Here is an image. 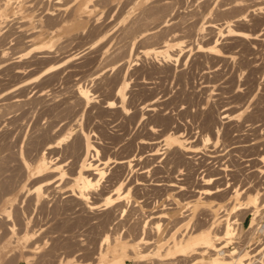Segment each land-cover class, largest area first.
<instances>
[{"label": "rangeland", "instance_id": "rangeland-1", "mask_svg": "<svg viewBox=\"0 0 264 264\" xmlns=\"http://www.w3.org/2000/svg\"><path fill=\"white\" fill-rule=\"evenodd\" d=\"M0 1V6L10 8V19L6 23H0V264H112L114 259L121 260V264H159L152 253L144 257L134 254V239L140 236L143 230L147 229L145 236H149L148 240L157 242H154V246L150 245L151 248L143 249V252L148 253L156 246L161 250L159 258L164 260L167 258L166 246L173 237L180 238L191 229L183 242L185 244L200 230H213L217 224L214 223L215 220L222 216L227 217L229 214L231 220L236 216L242 221L248 216V226L251 218L249 213L257 211L255 215L260 216L258 220H264V174L258 172L259 168H264L263 163L258 160L264 155V0H236V3L235 0ZM254 4L259 6L254 7ZM84 5H88V12L77 15L76 17L81 19L75 17L74 21L80 24L73 23L72 26L69 22L71 26L67 29L56 33L53 29L52 33H46L47 36L42 35L41 41L39 36L31 37L28 27L27 33L30 36L25 33L26 28L25 32L18 28L25 21H19V18L17 20L12 15L18 7H23L21 12H33L35 17L32 21L37 23V26L39 22L49 24L47 14L53 9H58V13H54L61 15L60 18H68L75 7ZM242 6L244 9H241ZM211 24L215 25L214 30L209 27ZM228 25L232 26L235 33L243 32L252 38L243 39L234 33L225 32ZM176 38L179 43L174 41ZM166 42L172 43L170 53L174 54V57L171 63L164 60L163 56L144 53L146 49L164 45ZM211 44H217L219 55L207 52ZM41 45H46V53L45 49H35ZM79 87L89 88L93 103L86 105L78 99ZM122 88L124 98L120 101L116 94ZM108 100L116 102L112 111L107 107ZM122 102L127 108L125 112L120 107L124 105ZM224 114L227 118L223 119L224 122H220V125L217 123V127L222 128L217 134L216 128L211 127L222 121ZM71 128L73 135L77 136L80 135L78 130L89 129V142L101 150L100 155L94 157L93 152H90L85 157L83 148L72 152L73 143L79 141L76 135L69 138L71 141L68 139L69 143L65 141L66 145L61 142L60 139L63 135L66 136ZM208 132L210 141L205 140ZM179 135L183 140L185 137L184 142L176 141V136ZM32 142L36 143L35 146ZM46 142L58 147L48 151ZM154 142L159 144L158 148L161 149L153 160L151 153L149 154L152 152L149 144ZM166 142L170 145V150L165 149ZM39 143H43V147L39 148ZM81 154L85 155V158ZM86 160L93 161L92 164L97 167L102 166L100 169L104 173L97 188L89 192L90 203L86 202L87 205H97L94 211L84 205V200L82 202V199L77 198L82 190V181L77 179L78 173L89 169ZM120 161H127L131 165L125 166L129 167L128 169L121 168L117 164ZM205 165L206 167H203ZM225 166L233 172H223L222 175L226 177L221 175L222 179H219L221 188L225 187L224 192L210 197L203 195L201 201L196 204L200 196L197 191L203 187L201 178L211 175L215 178L217 170ZM60 174H63V177H60ZM146 174H150V177ZM120 178L124 183L123 191L128 189L129 192L115 198L113 204L106 208V196L115 194V185L120 183ZM218 183L214 181V185ZM170 184H176L178 187H170ZM235 186L245 190L241 202L248 201L259 192V205L252 207V211L250 209L234 213L238 201L231 197V192ZM36 187H42L41 192L37 191ZM124 206L125 213L122 212L125 210ZM223 208L229 209L227 214H224ZM160 213L165 214L167 223L162 221H165L164 218H160L162 230L155 233L153 224L155 225L156 220L152 217ZM222 225L215 230L222 231ZM13 228L15 232L10 231ZM195 229L196 232L193 231ZM106 234L110 235V243L102 245ZM104 246L111 255L108 261L101 260L98 255ZM194 256L202 258L199 255ZM194 256L175 257L170 260L173 263L163 262L185 264L190 258L197 259ZM163 262L160 264H164Z\"/></svg>", "mask_w": 264, "mask_h": 264}, {"label": "bare ground", "instance_id": "bare-ground-1", "mask_svg": "<svg viewBox=\"0 0 264 264\" xmlns=\"http://www.w3.org/2000/svg\"><path fill=\"white\" fill-rule=\"evenodd\" d=\"M4 1V0H3ZM13 1V0H12ZM62 1V0H61ZM0 2H2V1H0ZM6 2V1H5ZM14 2V1H13ZM25 2V1H24ZM211 2V1H210ZM244 2V1H243ZM242 2V3H243ZM254 2H255V0H254ZM253 2V3H254ZM27 3V2H26ZM42 3H43V1H42ZM231 3V2H230ZM233 4H234V2H232ZM235 3H236V0H235ZM258 3V2H257ZM261 3V2H260ZM7 4H8V2H7ZM7 4H6V6H7ZM9 4H11V3H9ZM13 4V3H12ZM63 4V3H62ZM263 4V3H262ZM1 5H3V4H1ZM57 5V4H56ZM248 5V4H247ZM258 4H254V7L255 6H257ZM12 5H10V7H11ZM15 6V5H14ZM18 6V5H17ZM23 6V5H22ZM34 6H36V4L34 5ZM40 6V5H39ZM164 6H165V4H164ZM239 6V5H238ZM259 6V5H258ZM262 5H260V7H261ZM8 7V6H7ZM7 7H5V5H4V7L3 6H0V23H6V21L8 20V19H10L9 17V10L8 9H10L9 7L7 8ZM21 7V6H20ZM26 7V6H25ZM168 7V6H167ZM225 7V6H224ZM237 7V6H236ZM247 7V6H246ZM22 9H23V7H21ZM21 8H19L18 7V9H17V7H16V9H17V11L16 12H13V16H14V18H16L17 20H18V18H19V21H20V19H22L23 21H25V22H23V25L21 24V26H19L18 28H20L22 31H24L25 30V28L26 27H28V29H29V31L31 32V33H29V34H31V37L33 38V37H37V36H39V38L42 36V35H46V33L48 34V32H51L52 33V30L54 29V33H56V31L57 32H60L59 30H64V29H67V27L68 26H71V24H72V26H74L73 25V23L74 24H77V23H79V22H77V20H76V22L77 23H75L74 21H75V19L76 18H78V17H76L77 15H79V14H81V13H86V12H88V11H86L87 9H88V5H84V7H75L74 8V10H70L72 13L70 14V16L68 17V18H60L61 17V15H59L58 16V14L56 15L55 13H54V11H56V10H58L57 8L56 9H53L51 12H49L47 15H48V17L46 18V19H48L47 21H49V22H47V23H49V24H46V26H45V24H44V22L43 21H41V22H43V24H41L40 22H39V24L37 25V26H35V24H37V23H34L33 21H32V19L35 17V15H33V12H28V13H26V12H21L22 10H21ZM243 8V6L241 7V9ZM250 8V6L248 7V9ZM12 9V8H11ZM30 9V8H29ZM33 9V8H32ZM238 9V8H237ZM236 9V10H237ZM244 9V8H243ZM246 9V8H245ZM47 10V9H46ZM247 10V9H246ZM23 11H25V10H23ZM26 11H29V10H26ZM238 11V10H237ZM256 11V10H255ZM38 12V11H37ZM57 12V11H56ZM218 12V11H217ZM26 13V14H25ZM58 13V12H57ZM62 13V12H61ZM239 13V12H238ZM242 13V12H241ZM246 13V12H245ZM252 13H253V11H252ZM35 14V13H34ZM230 14V13H229ZM11 15V16H12ZM69 15V14H68ZM206 15V14H205ZM250 15H251V13H250ZM37 16V15H36ZM239 16V15H238ZM243 16V15H242ZM249 16V15H248ZM67 17V16H66ZM76 17V18H75ZM81 17V16H80ZM86 17V16H85ZM235 17H237V16H235ZM240 17V16H239ZM25 18H27V20H25ZM37 18V17H36ZM83 18V17H82ZM220 18V17H219ZM228 18H229V16H228ZM232 18H233V16H232ZM263 18V17H262ZM78 19H81V18H78ZM240 19H241V17H240ZM264 19V18H263ZM217 20V19H216ZM227 20V19H226ZM231 20V19H230ZM239 20V19H238ZM10 21L11 20H9V23H10ZM12 21H14V20H12ZM18 21V22H19ZM69 22L71 23V24H69ZM87 22V21H86ZM160 22V21H159ZM240 22V21H239ZM8 23V22H7ZM8 23V24H9ZM25 23V24H24ZM138 23H139V21H138ZM166 23V22H165ZM237 23V22H236ZM34 24V25H33ZM50 24H53V26H51ZM69 24V25H68ZM80 24V23H79ZM155 24V23H154ZM230 24V23H229ZM233 24V23H232ZM239 24V23H238ZM19 25H20V23H19ZM83 25V24H82ZM87 25V24H86ZM136 25V24H135ZM134 25V26H135ZM138 25V24H137ZM147 25V24H146ZM161 25V24H160ZM219 25V24H218ZM11 26V25H10ZM80 26V25H79ZM224 26H226V25H224ZM14 27V26H13ZM77 26H75V28H76ZM145 27V26H144ZM157 27V26H156ZM209 27L211 28V30H214V28H215V25H209ZM217 27V26H216ZM139 28V27H138ZM142 28V27H141ZM154 28V27H153ZM235 28H236V26H235ZM257 28V27H256ZM69 29V28H68ZM83 29V28H82ZM131 29V28H130ZM129 29V30H130ZM134 29H135V27H134ZM209 29V28H208ZM255 29V28H254ZM10 30H11V27H10ZM20 30V31H21ZM26 30H27V28H26ZM51 30V31H50ZM70 31H71V29H69ZM68 30V31H69ZM74 30V29H73ZM127 30V29H126ZM146 30V29H145ZM217 30V29H216ZM219 30V29H218ZM28 30L25 32V33H27V32H29ZM147 31H149V30H147ZM228 32L229 34H235L236 36H238V37H242L243 39H247V38H252V37H250L248 34H246V33H240V32H238V33H235V31L232 29V26L231 25H228L227 26V30H225V32ZM9 32V31H8ZM14 32V31H13ZM17 32V31H16ZM136 32V31H135ZM134 32V33H135ZM138 32V31H137ZM146 32V31H145ZM181 32V31H180ZM224 32V31H223ZM257 32V31H256ZM53 33V34H54ZM151 33V32H150ZM149 33V34H150ZM153 33V32H152ZM177 33V32H176ZM17 34V33H16ZM28 33H27V36L29 35ZM181 34V33H180ZM49 35H51V34H49ZM64 35V34H63ZM258 35V34H257ZM30 36V35H29ZM47 36V35H46ZM227 36V35H226ZM252 36H254V35H252ZM12 37V36H11ZM172 37V36H171ZM178 37V36H177ZM233 37V36H232ZM38 38V37H37ZM53 37H52V35H51V39H52ZM179 38V37H178ZM182 38H184V37H182ZM241 38V39H242ZM6 39V38H5ZM28 39V38H27ZM43 39H44V36H43ZM180 39V38H179ZM179 39H174V41L177 43H179ZM239 39V38H238ZM253 39H256L255 37H253ZM29 40V39H28ZM32 40V39H31ZM38 40V39H37ZM40 41L42 40L41 38L39 39ZM3 41V40H2ZM21 41V40H20ZM35 41V40H34ZM173 41V40H172ZM248 41V40H247ZM5 42V41H4ZM32 42V41H31ZM37 42V41H36ZM46 42H47V40H46ZM59 42V41H58ZM57 42V43H58ZM162 42V41H161ZM165 42V41H164ZM1 43V42H0ZM30 43V42H29ZM38 43H40V42H38ZM35 43H33V45H34ZM47 44V43H46ZM172 44V43H171ZM169 42H166L164 45L163 44H160L159 46H156V47H151V48H149V49H146L145 51H144V53L145 54H154V55H156V56H163V58H164V60H166L167 62H169V63H171V60H173V57H174V54L172 55L171 53H170V48L172 47V45H171ZM2 45H5V44H2ZM33 45H32V47H33ZM156 45V44H155ZM212 46H208L209 47V49L207 50V52L208 53H212V54H214V55H219L218 54V48H217V44H211ZM29 47V46H28ZM44 47H46V45H41V46H37V48L35 47V49H39L38 51H43L44 49H45V53H46V49L47 48H44ZM49 47L51 48V46L49 45ZM205 47V46H204ZM208 47H206V48H208ZM80 52V51H79ZM208 53H206V54H208ZM40 55H41V53H40ZM43 55H45V54H43ZM42 55V56H43ZM74 55V54H73ZM175 55H177V54H175ZM47 56V55H46ZM45 56V57H46ZM44 57V56H43ZM51 57V56H50ZM71 57H73V56H71ZM148 57V56H147ZM37 58V57H36ZM41 58V57H40ZM161 58V57H160ZM162 58V59H163ZM182 58V57H181ZM42 59V58H41ZM134 59V58H133ZM185 60V59H184ZM177 62V61H176ZM161 63V62H160ZM174 64V63H173ZM169 65V64H168ZM171 66V65H170ZM179 67V66H178ZM155 68V67H154ZM134 72V71H133ZM167 72V71H166ZM171 72V71H170ZM134 73H136V72H134ZM125 81V80H124ZM123 83H125V82H123ZM26 84H28V83H26ZM177 85V84H176ZM24 86V85H23ZM120 88V87H119ZM89 89V88H88ZM88 89H86L85 87L83 88V87H79V88H77V95H78V99H81L83 102H85L86 103V105L87 104H90L91 102H92V94H91V92L88 90ZM208 89V88H207ZM117 93V92H116ZM182 93V92H181ZM115 95V94H114ZM116 96H117V98H118V100H123V98H124V92H123V88L122 89H120L119 90V92L116 94ZM182 98V97H181ZM245 98V97H244ZM191 99V98H190ZM117 100V101H118ZM173 100V99H172ZM180 100V99H179ZM206 100V99H205ZM109 101V100H108ZM152 101V100H151ZM175 100H173V102H174ZM191 101V100H190ZM194 101V100H193ZM232 101V100H231ZM83 102H81V103H83ZM172 102V101H171ZM244 102V101H243ZM84 103V104H85ZM93 103V102H92ZM115 103L116 102H114V101H109L108 102V104H107V107H108V109H109V111H110V109H111V111H112V109L115 107ZM121 103V102H120ZM155 103V102H154ZM185 103V102H184ZM204 103V102H203ZM216 103V102H215ZM119 104V103H118ZM118 104H117V107H118ZM122 104H124L123 102H122ZM156 104H158V103H156ZM162 104V103H161ZM224 104V103H223ZM247 104V103H246ZM119 105H121V104H119ZM150 105V104H149ZM167 105V104H166ZM204 105V104H203ZM159 106H161V105H159ZM175 106V105H174ZM121 107V110L122 111H124L125 112V110L127 109L126 107H125V104L124 105H121L120 106ZM153 107V106H152ZM173 107V106H172ZM195 107H196V105H195ZM199 107V106H198ZM84 108V107H83ZM176 108V107H175ZM200 108V107H199ZM210 108V107H209ZM208 108V109H209ZM107 109V110H108ZM128 109H129V107H128ZM152 109H154V108H152ZM158 109V108H157ZM102 110V109H101ZM105 110V109H104ZM120 110V111H121ZM144 110V109H143ZM149 110V109H148ZM115 111V110H114ZM141 111V110H140ZM180 111V110H179ZM183 111V110H182ZM181 111V112H182ZM200 111V110H199ZM208 111H210V110H208ZM221 111V110H220ZM240 111V110H239ZM81 112V111H80ZM145 112V111H144ZM147 112H149V111H147ZM151 112H153V111H151ZM218 112V111H217ZM252 112H253V110H252ZM123 113V112H122ZM189 113V112H188ZM206 113V112H205ZM111 114V113H110ZM141 114V113H140ZM149 114V113H148ZM151 114V113H150ZM162 114V113H161ZM174 114V113H173ZM181 114V113H180ZM179 114V115H180ZM203 114V113H202ZM121 115V114H120ZM194 115V114H193ZM205 115H207V114H205ZM221 115V114H220ZM225 115V114H224ZM231 115V114H230ZM257 115V114H256ZM80 116V115H79ZM130 116H132V115H130ZM129 116V117H130ZM190 116V115H189ZM209 116V115H208ZM217 116V115H216ZM252 116V115H251ZM136 117V116H135ZM143 117V116H142ZM149 117V116H148ZM155 117V116H154ZM168 117V116H167ZM180 117V116H179ZM186 117V116H185ZM199 117V116H198ZM205 117V116H204ZM221 117V116H220ZM220 117H219V119H220ZM229 117V116H228ZM76 118V117H75ZM132 118V117H131ZM139 118V117H138ZM164 118V117H163ZM169 118V117H168ZM171 118V117H170ZM225 118H227V115H225V116H223L222 118H221V120L222 121H218L217 119H215V120H217L218 122H216V124H214V125H216L215 127H211L212 129L213 128H216V133L217 134H219L220 133V131H221V129H220V126H218L217 127V123H218V125H220V122L221 123H223L224 121H223V119H225ZM255 118V117H254ZM149 119V118H148ZM162 119V118H161ZM165 119V118H164ZM177 119H178V117H177ZM181 119V118H180ZM201 119V118H200ZM202 119H203V117H202ZM206 119V118H205ZM205 119H204V121H205ZM249 119V118H248ZM253 119V118H252ZM75 120V119H74ZM77 120V119H76ZM170 120V119H169ZM213 120H214V118H213ZM212 120V121H213ZM232 120V119H231ZM52 121V120H51ZM51 121H50V123H51ZM116 121V120H115ZM209 121H211L210 119H209ZM255 121V120H254ZM74 122V121H73ZM77 123H78V121H76ZM137 122V121H136ZM161 122V120L158 122V123H160ZM193 122H195V120L193 121ZM192 122V123H193ZM199 122V121H198ZM206 122H208L207 121V119H206ZM205 122V123H206ZM246 122H247V120H246ZM130 123V122H129ZM166 123V122H165ZM200 123H202V122H200ZM211 123V122H210ZM209 123V124H210ZM237 123V122H236ZM244 123V122H243ZM70 124V123H69ZM164 124V123H163ZM184 124V123H183ZM209 124H207V125H209ZM212 124V123H211ZM248 124V123H247ZM51 125V124H50ZM49 125V126H50ZM71 125H72V123H71ZM168 125V124H167ZM206 125V124H205ZM243 125V124H242ZM52 126H54V125H52ZM80 126H81V124H80ZM162 126H164V125H162ZM172 126V125H171ZM175 126V125H174ZM186 126V125H185ZM210 126V125H209ZM222 126V125H221ZM226 126V125H225ZM240 126V125H239ZM254 126V125H253ZM188 127V126H187ZM202 127V126H201ZM206 127V126H205ZM238 127V126H237ZM70 128V127H69ZM83 128V127H82ZM150 128V127H149ZM154 128H155V126H154ZM168 128V127H167ZM166 128V129H167ZM235 128V127H234ZM73 128H71L70 129V131L69 132H67V135L66 136H64L63 135V132H62V135H63V138L62 139H60V141L61 142H65V141H68V139L71 137V136H75L76 134H74L73 135V130H72ZM84 129V128H83ZM166 129L164 130V132L166 131ZM170 129V128H169ZM173 129V128H172ZM179 129V128H178ZM183 129V128H182ZM195 129V128H194ZM197 129V128H196ZM202 129V128H201ZM200 128H199V130H201ZM205 129V128H204ZM210 129V128H209ZM209 129H207V130H209ZM212 129H210V130H212ZM224 129H226V128H224ZM229 129V128H228ZM239 129V128H238ZM237 129V130H238ZM250 129V128H249ZM68 130V129H67ZM82 130V129H81ZM79 131L78 130V134H80V135H76L75 137H78V142L77 141H75V143H73V146H72V148H71V150H72V152H74L75 153V151H77V149H82L83 148V150H85V152H86V156L85 157H87L88 156V154L90 153V152H93V156L94 157H97V156H99L100 155V151L101 150H99V148L95 145V144H93V143H91V142H89V135L87 134V132H88V130L86 131V130H82V131ZM150 130V129H149ZM161 130V129H160ZM163 130V129H162ZM168 130V129H167ZM235 130V129H234ZM259 130V129H258ZM63 131V130H62ZM66 131V130H65ZM170 131V130H169ZM168 131V132H169ZM172 131V130H171ZM202 131V130H201ZM214 131V130H213ZM223 131V130H222ZM248 131V130H247ZM42 132V131H41ZM75 132V131H74ZM81 132V133H80ZM149 132V131H148ZM160 132V131H159ZM183 132V131H182ZM199 132V131H198ZM202 132H206V131H202ZM239 132V131H238ZM245 132V131H244ZM93 133V132H92ZM104 133V132H103ZM129 133V132H128ZM175 133V132H174ZM254 133V132H253ZM105 134V133H104ZM155 134V133H154ZM173 134V133H172ZM176 134V133H175ZM233 134V133H232ZM237 134V133H236ZM243 134V133H242ZM91 135V134H90ZM149 135V134H148ZM163 135V134H162ZM161 135V136H162ZM169 135V134H168ZM182 135V134H181ZM181 135H179V136H176V141H179V142H184V140H185V137H184V140L181 138ZM192 135V134H191ZM194 135V134H193ZM253 135V134H252ZM57 136V135H56ZM101 136V135H100ZM153 136V135H152ZM171 136V135H170ZM173 136V135H172ZM188 136V135H187ZM195 136V135H194ZM204 136V135H203ZM211 136V135H210ZM246 136V135H245ZM62 137V136H61ZM104 137V136H103ZM102 137V138H103ZM107 137V136H106ZM155 137H156V135H155ZM154 137V138H155ZM163 137V136H162ZM183 137V136H182ZM199 137V136H198ZM213 137V136H212ZM59 138V137H58ZM72 138V137H71ZM194 138V137H193ZM239 138V137H238ZM33 139V138H32ZM104 139V138H103ZM153 138H151V140H152ZM189 139V138H188ZM200 139V138H199ZM203 139V138H202ZM205 139V138H204ZM214 139V138H213ZM70 140V139H69ZM75 140V139H74ZM77 140V139H76ZM126 140V139H125ZM187 140V139H186ZM194 140V139H193ZM206 141H210L211 139H210V137H209V132H208V134H206V139H205ZM36 141H37V139H36ZM39 141V140H38ZM37 141V142H38ZM71 141V140H70ZM70 141H68V143L70 142ZM129 141V140H128ZM132 141V140H131ZM137 141V140H136ZM238 141V140H237ZM50 142V141H49ZM47 143L46 142V144L45 145H48V147L46 148V149H48V151L49 150H51V149H53L54 147H58V145L57 146H54V144L52 145V144H50V143ZM52 142V141H51ZM54 142V141H53ZM61 142H58V143H61ZM74 142V141H73ZM77 142V143H76ZM150 142V141H149ZM162 142V141H161ZM233 142V141H232ZM243 142V141H242ZM33 143V142H32ZM45 143V142H44ZM57 143V142H56ZM55 143V144H56ZM66 143L67 142H65V145H66ZM187 143V142H186ZM185 143V144H186ZM189 143V142H188ZM199 143V142H198ZM204 143V142H203ZM214 143V142H213ZM35 142L33 143V145L35 146ZM38 144V143H37ZM39 144H41V143H39ZM43 144V143H42ZM42 144L39 146V148L42 146ZM146 144V143H145ZM190 144V143H189ZM206 144V143H205ZM208 144V143H207ZM225 144V143H224ZM236 144V143H235ZM61 145V144H60ZM63 145V144H62ZM68 145V144H67ZM70 145V144H69ZM127 145V144H126ZM133 145V144H132ZM140 145V144H139ZM143 145V144H142ZM141 145V146H142ZM187 145V144H186ZM194 145V144H193ZM30 146V145H29ZM160 145L159 144H157V143H151V144H149V147H151V149H150V151H152V152H149V154H150V157L151 158H153V160H154V158H156L157 156H158V151L161 149H159L158 147H159ZM161 146H162V144H161ZM165 149L166 150H170V145L166 142L165 143ZM184 146V145H183ZM207 146V145H206ZM255 146V145H254ZM43 147V146H42ZM67 147H70V146H67ZM147 147V146H146ZM163 147V146H162ZM191 147V146H190ZM192 147H195V146H192ZM200 147V146H199ZM203 147V146H202ZM201 147V148H202ZM213 147V146H212ZM251 147V146H250ZM29 148V147H28ZM32 148V147H31ZM85 148V149H84ZM143 148V147H142ZM244 148V147H243ZM249 148V147H248ZM33 149V148H32ZM44 149V148H43ZM55 149H58V148H55ZM54 149V150H55ZM62 149V148H61ZM64 149H65V147H64ZM64 149H63V151H64ZM68 149V148H67ZM145 149V148H144ZM149 149V148H148ZM164 149V150H165ZM172 149V148H171ZM250 149V148H249ZM70 149H68V151H71ZM132 150V149H131ZM177 150V149H176ZM175 150V151H176ZM236 150V149H235ZM241 150V149H240ZM248 150V149H247ZM29 151V150H28ZM32 151V150H31ZM37 151V150H36ZM51 151H53V150H51ZM50 151V152H51ZM56 151V150H55ZM62 151V150H61ZM142 151H143V149H142ZM163 151V150H162ZM181 152H182V150H180ZM223 151V150H222ZM232 151V150H231ZM24 152H26V151H24ZM79 152V151H78ZM77 152V153H78ZM82 152V151H81ZM105 152V151H104ZM140 152V151H139ZM161 152V151H160ZM167 152V151H166ZM174 152V151H173ZM172 152V153H173ZM178 151H176V153H177ZM181 152H179V154L181 153ZM217 152V151H216ZM235 152V151H234ZM252 152V151H251ZM19 153V152H18ZM63 153V152H62ZM66 153V152H65ZM64 153V154H65ZM68 153V152H67ZM144 153V152H143ZM165 153V152H164ZM170 153V152H169ZM183 153V152H182ZM218 153V152H217ZM40 154V153H39ZM57 154V153H56ZM72 155H73V153H71ZM83 154V153H82ZM81 154V155H82ZM92 154V153H91ZM126 154V153H125ZM146 154V153H145ZM166 154V153H165ZM174 154V153H173ZM189 154H190V152H189ZM192 154V156H193V153H191ZM212 154H214L213 152H212ZM11 155V154H10ZM65 155H69V154H65ZM71 155V156H72ZM75 155V154H74ZM79 155V154H78ZM159 155H161L160 153H159ZM167 155V154H166ZM169 155V154H168ZM183 155V154H182ZM184 155H188L187 153L185 154L184 153ZM194 155H196L195 153H194ZM248 155V154H247ZM18 156H19V154H18ZM24 156H26V155H24ZM77 155H75V157H76ZM83 155H82V157H84ZM172 156V155H171ZM170 156V157H171ZM176 156V155H175ZM191 156V157H192ZM240 156V155H239ZM19 157H21V156H19ZM66 157V156H65ZM75 157H73V160H74V158ZM84 157V158H85ZM115 157V156H114ZM114 157H113V159H114ZM122 157V156H121ZM126 157V156H125ZM148 157V156H147ZM180 157V156H179ZM186 156H184V158H185ZM189 157V156H188ZM202 157V156H201ZM227 157V156H226ZM11 158V157H10ZM69 158V157H68ZM79 158H81V157H79ZM100 158V157H99ZM104 158V157H103ZM138 158V157H137ZM149 158V157H148ZM150 158V159H151ZM165 158H167V157H165ZM169 158V157H168ZM194 158V157H193ZM203 158V157H202ZM219 159H220V157H218ZM222 158V157H221ZM12 159V158H11ZM21 159V158H20ZM19 159V160H20ZM123 159V158H122ZM121 159V160H122ZM128 159H129V156H128ZM171 159V158H170ZM187 159V158H186ZM190 159V158H189ZM201 159V158H200ZM204 159V158H203ZM241 159V158H240ZM9 160V159H8ZM29 160H31V159H29ZM61 160V159H60ZM82 160H83V158H82ZM89 160H91V159H89ZM108 160V159H107ZM125 160V159H124ZM145 160V159H144ZM149 160V159H148ZM156 160V159H155ZM163 160V159H162ZM172 161H173V159H171ZM170 160V161H171ZM179 160V159H178ZM184 160V159H183ZM206 160V159H205ZM211 160V159H210ZM212 160H214V159H212ZM225 160V159H224ZM253 160V159H252ZM261 163H263V166H264V155H261L260 157H259V159H258ZM84 161H85V159H84ZM87 161V160H86ZM101 161V160H100ZM118 161V160H117ZM152 161V160H151ZM157 161H158V158H157ZM170 161H169V163H170ZM175 161V160H174ZM187 161V160H186ZM219 161V160H218ZM221 161V160H220ZM237 161V160H236ZM242 161V160H241ZM2 162V161H1ZM4 162V161H3ZM2 162V163H3ZM6 162H7V159H6ZM32 162V161H31ZM34 162V161H33ZM81 162V161H80ZM93 162V161H92ZM92 162L91 161H87L86 162V165H87V167L89 168V169H87V170H85V171H83V172H79L78 173V177H77V179H79V180H81L82 182V190H78L80 193V195H78V197L77 198H80V199H82V200H80V201H82L83 202V200L85 201V203H84V205L86 204V202H89L90 203V201H89V199H90V191L91 190H93L94 188H97L96 186H97V184H98V182H99V180H100V178H102L103 176H104V173H103V171L100 169V167H102V166H96V164H92ZM147 162V161H146ZM179 162V161H178ZM184 162V161H183ZM200 162H201V160H200ZM203 162V161H202ZM206 162V161H205ZM224 162V161H223ZM245 162V161H244ZM23 163L24 164H26V162L23 160ZM35 163V162H34ZM94 163V162H93ZM99 163V162H98ZM149 163V162H148ZM151 163V162H150ZM160 163V162H159ZM194 163V162H193ZM193 163H192V165H193ZM117 164H119V166L122 168V167H125L127 164L129 165L130 163L129 162H127V161H120V162H118ZM168 164V163H167ZM179 164V163H178ZM198 164H200V163H198ZM210 164V163H209ZM211 164H213V163H211ZM222 164V163H221ZM101 165V164H100ZM109 165H111V164H109ZM108 165V166H109ZM131 165V164H130ZM144 165V164H143ZM186 165H188V164H186ZM191 165V166H192ZM201 165V164H200ZM213 165H215V164H213ZM61 166V165H60ZM116 166V165H115ZM136 166H138V165H136ZM150 166H151V164H150ZM167 166V165H166ZM170 166V165H169ZM171 166H173V165H171ZM180 167H181V165H179ZM184 165H182V167H183ZM209 166V165H208ZM207 166V167H208ZM218 166V165H217ZM22 167H24V166H22ZM81 167V166H80ZM110 167V166H109ZM133 167V166H132ZM148 167V166H147ZM160 167V166H159ZM177 167V166H176ZM187 167V166H186ZM190 167V166H189ZM203 167H206V165L205 166H203ZM214 167V166H213ZM251 167V166H250ZM77 168H79V167H77ZM118 168V167H117ZM120 168V169H121ZM128 169L129 167H125L124 169ZM165 168H167V167H165ZM171 168H173V167H171ZM178 168V167H177ZM210 168V167H209ZM208 168V169H209ZM217 168V167H216ZM245 168V167H244ZM24 169V168H23ZM142 169V168H141ZM163 169H164V167H163ZM176 169V168H175ZM179 169H181V168H179ZM178 169V170H179ZM192 169H196V168H192ZM207 169V170H208ZM215 169V168H214ZM251 169V168H250ZM24 170H26V168L24 169ZM92 170H94V171H92ZM112 170V169H111ZM119 170V169H118ZM143 170V169H142ZM147 170V169H146ZM157 170V169H156ZM168 170V169H167ZM186 170V169H185ZM202 170V169H201ZM210 170H212V169H210ZM216 170V169H215ZM246 170H247V168H246ZM105 171V170H104ZM140 171V170H139ZM139 171H137V172H139ZM160 171V170H159ZM159 171H157V172H159ZM163 171V170H162ZM192 171V170H191ZM218 172H217V174H216V176L217 177H215L214 178V176H210V177H208V178H201V183H202V186L203 187H200V189H198V193L200 194V196H199V198L196 200V204L198 203V202H200L201 201V199H202V196L203 195H205V196H207V197H210V196H213L214 194H216V193H220V192H224V188H221V185H219L220 184V181H219V179H222L221 177L222 176H225V175H222L223 174V172H228V171H232V169L230 170V168L229 167H227V166H225V167H222V168H220V169H218L217 170ZM113 172V171H112ZM161 172V171H160ZM165 172V171H164ZM167 172V171H166ZM233 172V171H232ZM254 172V171H253ZM258 172L259 173H262V174H264V168H259L258 169ZM63 173V172H62ZM124 173V172H123ZM145 173V172H144ZM169 173V172H168ZM205 173V172H204ZM210 173V172H209ZM252 173V172H251ZM113 174V173H112ZM111 174V175H112ZM129 174V173H128ZM152 174V173H151ZM175 174V173H174ZM188 174V173H187ZM237 174V173H236ZM240 174V173H239ZM249 174V173H248ZM73 175L75 176V174L73 173ZM115 175V174H114ZM131 175V174H130ZM133 175V174H132ZM142 175V174H141ZM144 175V174H143ZM146 175H148V174H146ZM145 175V176H146ZM150 175V174H149ZM148 175V176H149ZM165 175V174H164ZM168 175V174H167ZM183 175V174H182ZM189 175V174H188ZM222 175V176H221ZM228 175V174H227ZM98 176V177H97ZM147 176V177H148ZM152 176V175H151ZM175 176V175H174ZM184 176V175H183ZM190 176V175H189ZM200 176V175H199ZM60 177H63V174H60ZM114 177V176H113ZM122 177V176H121ZM142 177H144V176H142ZM146 177V178H147ZM150 177V176H149ZM148 177V178H149ZM156 177V176H155ZM160 177V176H159ZM194 177V176H193ZM226 177V176H225ZM229 177V176H228ZM237 177V176H236ZM115 178V177H114ZM116 178H118V177H116ZM124 178V177H123ZM139 178V177H138ZM145 178V179H146ZM153 178V177H152ZM51 179V178H50ZM61 179V178H60ZM119 179V178H118ZM122 178H120V180H118V182H120V183H118V185L116 184L115 186H116V188H115V194H113V196H115V197H113V196H111V195H108V196H106V200H105V206H106V208H108V207H110L112 204H113V201H114V199L116 198H119L121 195H126L128 192H129V190L127 189L126 191H123V185H124V183L123 182H121L122 180H121ZM127 179V178H126ZM144 179V178H143ZM157 179V178H156ZM173 179H175V178H173ZM185 179H187V178H185ZM228 179V178H227ZM8 180V179H7ZM116 180V179H115ZM142 180V179H141ZM169 180H171V179H169ZM190 180V179H189ZM193 180V179H192ZM218 181L219 183L218 184H215L214 185V181ZM11 181V180H10ZM41 181V180H40ZM42 181H44V180H42ZM75 181V180H74ZM124 181V180H123ZM162 181V180H161ZM164 181V180H163ZM70 182V181H69ZM116 182V181H115ZM114 182V183H115ZM125 182V181H124ZM151 182V181H150ZM72 183H73V181H72ZM154 183H155V181H154ZM158 183H159V181H158ZM200 183V182H199ZM200 183V184H201ZM224 183V182H223ZM229 183V182H228ZM227 183V184H228ZM17 184V183H16ZM136 184V183H135ZM150 184V183H149ZM180 184V183H179ZM222 184V183H221ZM226 184V185H227ZM39 185V184H38ZM37 185V186H38ZM51 185V184H50ZM127 185V184H126ZM151 185V184H150ZM214 185V186H213ZM238 185V184H237ZM42 186V185H41ZM54 186V185H53ZM68 186V185H67ZM78 186V185H77ZM142 186V185H141ZM163 186V185H162ZM167 186V185H166ZM170 187H178L176 184H170L169 185ZM196 186V185H195ZM211 186H213V187H211ZM229 186H230V183H229V185L227 186L228 188H229ZM34 187H35V185H34ZM51 187V186H50ZM111 187H113V186H111ZM137 187V186H136ZM187 187V186H186ZM236 187V186H235ZM238 187V186H237ZM234 188L233 189V191L231 192V194H232V198H234V199H236L237 201H238V204H236V207H234V213H237V212H239V211H243V210H250L252 207H254V206H256L257 207V205H259V201H260V195H259V192H257V193H255L253 196H252V198L251 199H249L248 201H242L241 202V199H242V194L245 192V190H242L241 188ZM37 188V187H36ZM113 188V189H114ZM127 188V187H126ZM129 188V187H128ZM142 188V187H141ZM164 188V187H163ZM227 188V189H228ZM231 188H232V186H231ZM230 188V189H231ZM5 189V188H4ZM41 189H42V187H38L37 188V191H39V192H41ZM112 189V188H111ZM138 189V188H137ZM174 189V188H173ZM172 189V190H173ZM178 189V188H177ZM181 189V188H180ZM197 189V188H196ZM46 191H47V189H45ZM49 190V189H48ZM132 190V189H131ZM53 192H54V190H52ZM94 191V190H93ZM111 191V190H110ZM142 191V190H141ZM27 192V191H26ZM43 192V191H42ZM45 192V191H44ZM50 192V191H49ZM191 192V191H190ZM193 192V191H192ZM194 192H196V191H194ZM229 192V191H228ZM67 193H71V192H67ZM112 193V192H111ZM66 194V193H65ZM72 194V193H71ZM78 194V193H77ZM190 194V193H189ZM229 194V193H228ZM227 194V195H228ZM2 195V194H1ZM93 195V194H92ZM217 195V194H216ZM216 195H214V196H216ZM220 195V194H219ZM221 195H222V193H221ZM50 196V195H49ZM177 196V195H176ZM193 196V195H192ZM36 197V196H35ZM178 197V196H177ZM197 197V196H196ZM105 198V197H104ZM163 198V197H162ZM2 199V198H1ZM46 199H48V198H46ZM71 199V198H70ZM70 199H69V201H70ZM76 199V198H75ZM179 199V198H178ZM177 199V200H178ZM181 199V198H180ZM179 199V200H180ZM190 199V198H189ZM204 200H205V198H203ZM207 199V198H206ZM78 200V199H77ZM209 200V199H208ZM76 201V200H75ZM124 201V200H123ZM170 201V200H169ZM180 201H182V200H180ZM184 201V200H183ZM172 202V201H171ZM194 202V201H193ZM175 203V202H174ZM184 203V202H183ZM93 204V203H92ZM117 204H119V203H117ZM165 204V203H164ZM171 204V203H170ZM172 204H173V202H172ZM156 205V204H155ZM169 205V204H168ZM174 206H175V204H173ZM183 205H187V204H183ZM215 205V204H214ZM229 205V204H228ZM227 205V206H228ZM86 206H87V208H89L90 209V211L91 210H93V209H96L97 208V205H87L86 204ZM85 206V207H86ZM103 206V205H102ZM128 206V205H127ZM163 206V205H162ZM167 206V205H166ZM216 206V205H215ZM226 206V207H227ZM125 207V206H124ZM124 207H123V209H124ZM148 207V206H147ZM172 207V206H171ZM190 208L192 207V206H189ZM208 207V206H207ZM225 207V206H224ZM173 208V207H172ZM172 208H170V209H172ZM189 208V209H190ZM203 208H205V207H203ZM111 209V208H110ZM115 209H116V207H115ZM161 209V208H160ZM167 209H168V207H167ZM253 209V208H252ZM252 209H251V211H252ZM64 210V209H63ZM113 210V209H112ZM188 210V209H187ZM204 210V209H203ZM222 210H224V208L222 209ZM86 211V210H85ZM89 211V212H90ZM94 211V210H93ZM141 211V210H140ZM169 211H171V210H169ZM228 211H229V209L227 210V209H225L224 210V214H227L228 213ZM118 212V211H117ZM123 213H125L126 212V207H125V210H123L122 211ZM156 212H158V211H156ZM164 212H165V210H164ZM166 212H167V210H166ZM187 212V211H186ZM223 212V211H222ZM257 211H252V213H249V215H252V217L253 218H257L259 215H255V213H256ZM155 213V212H154ZM159 213V212H158ZM208 213V212H207ZM210 214H211V212H209ZM208 213V214H209ZM242 213V212H241ZM147 214H148V212H147ZM181 214H183V213H181ZM187 214V213H186ZM233 214V213H232ZM126 215V214H125ZM188 215H190V214H188ZM212 215H213V212H212ZM212 215H211V219L214 217V215H213V217H212ZM223 215V214H222ZM229 214H227V217H225V216H222L221 218H217L216 220H215V228H213V230L212 229H203V230H200L199 232H197L195 235H193L192 236V238L189 240V242H187V243H183L184 242V240L186 239V236L187 235H189L190 233L189 232H191L190 230H189V232L188 231H186L185 232V235L184 236H182V237H173L172 238V240H171V242L168 244V246H166V252H167V258L166 259H160L159 258V256H160V253H161V250H159V249H157L156 248V246L150 251V252H148V253H144L143 251V249H146V247H147V249H149L148 247H150V245L152 246V244H153V246H154V244L155 243H157L156 242V240H154V241H150V240H148L147 239V237H149V236H145V233H146V231H147V229H146V231L145 230H143L142 231V229H141V234H140V236H138L137 237V235H136V239H134V254H137V255H139L140 257H144V256H146V255H148L149 253H152L153 254V256H154V259H157L158 261L157 262H159V264L160 263H162L163 261H170V260H172V259H175V257H183V258H186V257H188V256H190V257H192V256H194V255H199V256H202V257H205V256H208V255H210L211 256V258L213 259V262L214 263H216V264H220L221 262H224L225 260L224 259H222V250L223 249H225V248H227L228 247V244H229V241H232L234 238H235V236H236V229H235V227H234V225L235 224H237V222L239 221V219L238 220H231V218H229L230 216H228ZM237 215V214H236ZM220 216V215H219ZM218 216V217H219ZM256 216V217H255ZM119 217V216H118ZM143 217V216H142ZM167 218L166 216H165V214L164 213H160V214H158V215H156V216H153L152 218H155V220H156V222H155V225L153 224V226H155V228L154 229H156V231H155V233H160L161 232V230H162V224H160V221H159V219L160 218ZM187 217V216H186ZM200 217V216H199ZM206 217V216H205ZM233 217H234V215H233ZM260 217V216H259ZM5 218V217H4ZM157 218H158V222H157ZM164 218V219H165ZM182 218V217H181ZM180 218V219H181ZM235 218H237L236 216H235ZM111 219V218H110ZM116 219H117V217H116ZM146 219V218H145ZM150 219V218H149ZM187 219V218H186ZM185 219V220H186ZM200 219V218H199ZM203 219V218H202ZM208 219V218H207ZM220 219V220H219ZM234 219V218H233ZM106 220H107V218H106ZM182 220V219H181ZM184 220V221H185ZM209 220V219H208ZM114 221H116V220H114ZM131 221V220H130ZM144 221V220H143ZM153 221V220H152ZM162 221L163 222H166L167 223V221H166V219H165V221L162 219ZM161 221V222H162ZM112 222V221H111ZM116 222H120V221H116ZM136 222V221H135ZM138 222V221H137ZM175 222V221H174ZM198 222V221H197ZM203 222H204V220H203ZM207 222V221H206ZM209 222V221H208ZM248 222V216L246 217V219H245V221H244V225H246V223ZM139 223H140V221H139ZM149 223V222H148ZM171 223H173V222H171ZM181 223V222H180ZM179 223V224H180ZM196 223V222H195ZM211 223V222H210ZM113 224V223H112ZM126 224V223H125ZM143 224V223H142ZM165 223H163V225H164ZM176 224V223H175ZM174 224V225H175ZM221 224H223L222 226H223V229H222V231L220 232L219 230L217 231V230H215L216 228H219L220 227V225ZM117 225V224H116ZM138 225V224H137ZM136 225V226H137ZM125 226V225H124ZM141 226V225H140ZM139 226V227H140ZM165 226V225H164ZM176 226V225H175ZM184 226V225H183ZM183 226H182V228H183ZM14 227V226H13ZM109 227H111V226H109ZM130 227H131V225H130ZM149 227V226H148ZM208 227H210V224H209V226ZM119 228V227H118ZM134 228V227H133ZM146 227H144V229H145ZM152 228V227H151ZM170 228V227H169ZM172 228V227H171ZM201 228H202V226H201ZM200 228V229H201ZM204 228V227H203ZM222 228V227H221ZM113 229V228H112ZM139 229V228H138ZM150 229V228H149ZM185 229V228H184ZM184 229H183V231H184ZM132 230V229H131ZM172 230H174V229H172ZM10 231H14L15 232V229L13 228L12 230H10ZM126 231V230H125ZM151 231V230H150ZM154 231V230H153ZM170 230L168 229V232H169ZM178 231V230H177ZM193 231H197L196 229L195 230H193ZM106 232V231H105ZM172 232V231H171ZM194 232V233H195ZM126 233V232H125ZM130 233V232H129ZM134 233V232H133ZM189 233V234H188ZM193 233V234H194ZM111 234V233H110ZM118 234V233H117ZM128 234V233H127ZM139 234V233H138ZM130 235V234H129ZM154 235V234H153ZM157 235V234H156ZM192 235V234H191ZM190 235V236H191ZM134 236H135V234H134ZM179 236V235H178ZM157 237V236H156ZM166 237V236H165ZM165 237H164V239H165ZM168 237V236H167ZM172 237V236H171ZM189 237V236H188ZM103 238V237H102ZM102 238H101V240H102ZM115 238V237H114ZM126 238V237H125ZM129 238V237H128ZM135 238V237H134ZM151 238V237H150ZM149 238V239H150ZM153 238V237H152ZM131 239V238H130ZM101 242V241H100ZM155 242V243H154ZM109 243H110V235H108V234H106L105 236H104V239H103V241H102V245H109ZM222 244V245H221ZM221 245V246H220ZM162 246V245H161ZM105 247V246H104ZM151 248V247H150ZM161 249V248H160ZM98 251V250H97ZM130 251V250H129ZM130 253V252H129ZM132 253V252H131ZM98 255H99V257L101 258V260H103V261H108V260H110V257H111V255H110V253H109V250H107L106 249V247L102 250H100V252L98 253ZM194 257H196L197 258V256H194ZM100 260V261H101ZM94 262V261H93ZM234 262H235V264H246V262H245V259H244V257H242V255L239 253V255L237 256V258H235L234 259ZM164 263V262H163ZM170 263H173V262H171L170 261ZM112 264H121V260H116V259H114V261L112 262ZM165 264V263H164ZM166 264H167V262H166ZM169 264V263H168ZM174 264H176V263H174ZM263 264H264V262H263Z\"/></svg>", "mask_w": 264, "mask_h": 264}, {"label": "built area", "instance_id": "built-area-1", "mask_svg": "<svg viewBox=\"0 0 264 264\" xmlns=\"http://www.w3.org/2000/svg\"><path fill=\"white\" fill-rule=\"evenodd\" d=\"M259 216L253 218L251 215L248 226L239 220L234 225L236 236L229 241L228 247L222 250L220 264H235L234 259L239 253L244 257L246 264H263L264 262V220L259 221ZM235 218L233 220H238ZM185 264H216L210 256L202 258H190ZM219 264V263H218Z\"/></svg>", "mask_w": 264, "mask_h": 264}]
</instances>
